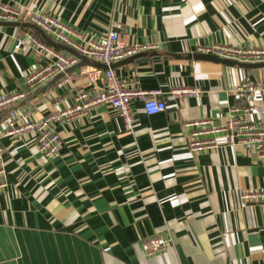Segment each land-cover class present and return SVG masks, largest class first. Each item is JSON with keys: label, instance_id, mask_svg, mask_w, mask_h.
<instances>
[{"label": "crops", "instance_id": "crops-1", "mask_svg": "<svg viewBox=\"0 0 264 264\" xmlns=\"http://www.w3.org/2000/svg\"><path fill=\"white\" fill-rule=\"evenodd\" d=\"M0 3L54 15L74 28L76 41L120 23L123 43L153 46L116 61V75L134 79L139 88L159 89L166 103L164 111L147 115L142 101L133 99L138 124L131 131L105 104L55 123L60 147L52 159L42 157L31 133L0 137L6 170L0 264H264V200L242 204L240 197L264 190L261 162L243 146L227 144L221 130L199 136L216 139L214 147L192 152L191 127L185 125L196 119H210L206 127L221 125L230 107L243 103L228 92L243 79L261 85L264 105V61L243 66L196 52L214 43L261 44L264 0ZM26 30L47 41L28 22L0 20V93L26 88L25 76L46 60L31 52L11 53ZM47 36L62 53L75 55ZM104 69L82 55L70 69L72 80L57 86L59 76L52 77L27 89L14 106L29 107L41 118L56 93L64 108L77 86L101 91ZM181 87L199 92L172 95ZM155 234L169 242L162 252L145 256L140 239Z\"/></svg>", "mask_w": 264, "mask_h": 264}, {"label": "built area", "instance_id": "built-area-1", "mask_svg": "<svg viewBox=\"0 0 264 264\" xmlns=\"http://www.w3.org/2000/svg\"><path fill=\"white\" fill-rule=\"evenodd\" d=\"M0 20L25 21L40 28L57 42L73 48L77 53L104 64L105 86L101 91H88L82 86L73 90L72 103L60 108L61 97L56 93V100L51 109L41 118H35L32 110L26 106H14L27 95V89L46 82L52 77L59 76L56 85L61 86L72 80L75 75L70 72L78 62L73 54H64L38 35L26 30L22 36L15 38L11 48L12 54L31 52L45 57V62L35 66L25 76L26 88L10 93H0V137L9 136L20 138L27 133L34 135L36 146L45 159H52L58 154L60 138L54 128L55 123L65 122L68 118L86 113L100 104L108 105L116 110L122 118L127 130L137 126L136 118L130 103L139 99L143 103L144 112L152 115L164 111L166 103L160 98L159 89H143L135 85L134 79L121 80L112 66L116 61L132 56L152 47V44H125L120 39V23H114L105 33L74 40L78 33L73 27L62 22L58 17L49 13L38 12L24 5H9L0 3ZM196 52L214 54L222 58H230L241 62L264 61V41L259 45H230L214 43L208 46L196 47ZM94 76H91L93 79ZM261 85L251 79L237 82L229 93L243 101L242 104L232 105L226 115V120L219 126L206 127L210 119H196L188 121L190 126L188 148L192 152H200L214 147L216 139L200 138L210 131H224V140L229 145H241L252 151L264 168V105L259 101L258 94ZM195 88H174L172 95H191L198 93ZM6 186V170L0 147V191ZM242 204L247 201L264 200V190H247L241 193ZM145 256H152L162 252L169 239L159 235H151L140 239Z\"/></svg>", "mask_w": 264, "mask_h": 264}, {"label": "water", "instance_id": "water-1", "mask_svg": "<svg viewBox=\"0 0 264 264\" xmlns=\"http://www.w3.org/2000/svg\"><path fill=\"white\" fill-rule=\"evenodd\" d=\"M30 24V23H29ZM31 26H33V27H35V28H37V29H39L42 33H43V35L45 36V38L47 39V41H49V39H48V36L46 35V34H44V32L40 29V28H38L37 26H35V25H33V24H30ZM74 52V54L77 56V57H80V56H82L81 54H79V53H77V52H75V51H73ZM141 52H138V53H136V54H134V55H132V56H128V57H137L139 54H140ZM202 55V57L203 58H209V59H213V60H217V61H221V62H228V63H232V64H241V65H243V66H251L252 64H249V63H245V62H243V63H239L238 61H236V60H231V59H227V58H222V57H217V56H215V55H210V54H201ZM100 63V62H99ZM102 64V63H101ZM103 65V67H106L104 64H102ZM114 65V63L112 64V66Z\"/></svg>", "mask_w": 264, "mask_h": 264}, {"label": "trees", "instance_id": "trees-1", "mask_svg": "<svg viewBox=\"0 0 264 264\" xmlns=\"http://www.w3.org/2000/svg\"><path fill=\"white\" fill-rule=\"evenodd\" d=\"M33 31V30H32ZM34 32V31H33ZM36 34V32H34ZM37 35V34H36ZM39 36V35H38Z\"/></svg>", "mask_w": 264, "mask_h": 264}, {"label": "rangeland", "instance_id": "rangeland-1", "mask_svg": "<svg viewBox=\"0 0 264 264\" xmlns=\"http://www.w3.org/2000/svg\"><path fill=\"white\" fill-rule=\"evenodd\" d=\"M21 34H22V33H21ZM21 34H20V35H21Z\"/></svg>", "mask_w": 264, "mask_h": 264}]
</instances>
